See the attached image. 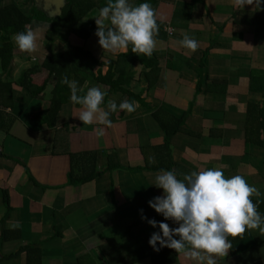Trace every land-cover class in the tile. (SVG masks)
Wrapping results in <instances>:
<instances>
[{
    "label": "crops",
    "instance_id": "0c3cea01",
    "mask_svg": "<svg viewBox=\"0 0 264 264\" xmlns=\"http://www.w3.org/2000/svg\"><path fill=\"white\" fill-rule=\"evenodd\" d=\"M154 9L157 78L141 97L144 105L135 101L138 107L131 114L119 107L110 114L111 127L84 125L75 116L82 106L70 99L62 104L55 128L34 127L28 115L49 106L57 79L39 68L46 47V52L29 55L37 58L35 62L33 57H21L18 63L15 58L22 53L15 55L10 36L16 48L12 62L17 65L8 79L3 75L1 79L11 84L12 101L11 106L0 105V264H105L101 245L103 253L115 248L134 253L150 246V235L159 231L141 219V209L149 219L178 227L148 204L163 195V189L152 184L160 172L127 170L153 167L156 162L149 163L150 156L155 161L169 156L182 173L221 168L225 178L241 175L264 194V10H256L255 3L237 9L233 0H158ZM95 32L87 40L69 41L76 39L70 44L89 51L99 63L95 70L104 75L106 63L121 53L104 52ZM182 33L198 41L197 51L181 47ZM33 65L38 71L31 74V83L43 87L37 96L17 85L20 70ZM137 65L140 78L134 82ZM147 71L139 63L133 65V93L135 87L146 89ZM95 87L107 92L103 109L109 100L118 106L122 102L120 92L101 84ZM186 111L184 131L170 136L164 149L158 123L180 118ZM63 125L68 133L64 130L55 143ZM101 127L105 134L98 137ZM69 153L75 154L72 163ZM106 154H114L120 168L108 171ZM90 169L98 176L86 183L73 182ZM14 222L20 223L18 229L10 228ZM5 229L13 236L2 240ZM231 243L218 264H264V233L248 230L245 238ZM120 262L129 263L124 257ZM132 264L151 261L145 257ZM166 264L198 261L174 250Z\"/></svg>",
    "mask_w": 264,
    "mask_h": 264
},
{
    "label": "clouds",
    "instance_id": "9594fccd",
    "mask_svg": "<svg viewBox=\"0 0 264 264\" xmlns=\"http://www.w3.org/2000/svg\"><path fill=\"white\" fill-rule=\"evenodd\" d=\"M254 3L256 10H264L261 0H233V6L237 9ZM95 23V35L104 52L126 54L131 48L137 55L151 57L156 48L154 37L158 35L157 14L149 3L134 6L128 0H107L95 16ZM182 36L183 39L179 41L181 47L190 52L197 51L198 41L187 33H182ZM42 37L41 32L25 25L24 30L16 32L11 39L20 53L32 55L37 51V40L41 42ZM61 83L69 87L71 102L82 106L75 116L84 125L96 123L111 127L109 116L118 107L127 114L138 107L135 101L127 99L119 106L114 100H109L105 110L101 105L106 91L93 86L81 96L78 92L84 89L78 88L75 80L70 81L67 76H63ZM104 134L105 128L96 130L98 137ZM149 163H155L154 157H149ZM152 184L163 189V195L149 200V206L162 214L165 220H172L179 225L172 228L164 221L149 219L143 215V209L140 210L142 220L153 228H159V231L150 235L148 241L154 251L159 252L161 248L168 247L186 258L198 261V264H218V259L226 257L232 248L229 237H241L248 230L264 233V215L258 211V205L264 199H257L255 203L252 199L264 194L254 185H249L241 175L225 178L221 168H213L193 171L185 174L183 179H178L174 170L161 169ZM19 227V222L10 225L13 230Z\"/></svg>",
    "mask_w": 264,
    "mask_h": 264
},
{
    "label": "trees",
    "instance_id": "16d2710c",
    "mask_svg": "<svg viewBox=\"0 0 264 264\" xmlns=\"http://www.w3.org/2000/svg\"><path fill=\"white\" fill-rule=\"evenodd\" d=\"M28 1L29 0H25L24 3ZM128 2L134 6L141 3H149L153 8H155L158 0H128ZM1 3L2 0H0V105L11 106L12 88L7 79L11 74V68L15 67L17 64L12 62L16 48L13 47V44L10 41V36L7 35V32L12 31V33L14 32L15 34L16 32L23 31L25 25H30L33 20L42 13L40 14L38 13L37 9L31 8L30 15H27L15 4L2 5ZM106 3L107 0H64V4L59 9V13L55 16H49L47 20L42 22V28L46 30L44 44L48 51L44 55L43 61L39 65V68L45 69L46 71L52 73L57 79V82L51 92L49 106L42 111L30 113L28 115V119L34 127L40 128L43 125H46L49 128H55L56 116L60 111L62 104L67 102L71 95L69 87L61 83V78L63 76H67L70 81L75 80L77 82L78 88H80L84 83H87L92 87L96 86L97 84H101L112 88V90L120 92L121 96L123 97L121 101L127 99L129 101H136L144 105V101L141 98V93L135 94L130 90V83L133 78L132 68L135 63H139L148 70L145 73L147 87L144 90H149V88L153 86V82L156 80L158 75V67L156 66L153 54L151 57L137 55L131 51V48H129V51L126 54L121 53L116 57L115 60H110L107 62L106 66L108 69L106 73L102 75L101 70H95V68L99 66V63L89 51L82 47L70 44L69 37L71 35L83 40L89 39L93 30L95 29V16L98 15L99 9L105 6ZM56 41H59L60 44H64V49L59 51L51 50V46ZM25 56V60H30L28 58V54H25ZM37 71L38 67H35V65L27 69H22L20 70V79L17 81V85L21 86V88H24L31 96H37L43 90L42 86H35L30 80L31 74H34ZM2 75L7 78L4 79L5 81H1ZM196 87V91L198 92L200 89V83H198ZM84 94L85 90L81 93L78 92V95L82 96ZM187 113L188 111H186L180 118L175 119L168 117L167 120H160L158 123L163 133L162 147L164 149H166L168 145V139L170 136L179 132L180 130L184 131V127L182 126L184 125L183 123ZM156 114L157 113L153 114V118H158ZM62 130L63 131L60 132L61 136L56 133L55 143L58 139L61 141L64 130L68 133V126L63 125ZM66 142L68 145V141ZM67 145L61 144V147L63 148ZM0 156H3V154L0 153ZM69 157L72 163L74 161L75 154L69 153ZM106 158L108 171L120 168L114 154H106ZM155 162L156 163L153 167H149V164V166H139L135 168H128L127 170L130 172L141 170L160 172L161 169L174 170L178 179H183L185 174L191 173L188 171L182 173V171L179 169L180 167L177 164L172 163L169 156L167 155L162 159L157 158ZM85 172L87 174L82 173V175L76 177V181L73 182L86 183L93 180L99 174L98 172H94L91 169ZM72 173L73 170H71L68 174L69 180L70 177L73 178ZM7 198V191L3 189V202L6 206H8ZM252 199L255 203L259 198L253 197ZM258 211L264 215V202L258 205ZM9 230L10 229L2 230V240L10 238L11 234L9 235ZM247 235L248 231H246L243 236L236 237L235 239L229 237V240L232 239L233 241L237 242L241 238H245ZM232 240L230 241L232 242ZM100 248L106 259L105 264H122V262H120V258L123 257L129 262H125L124 264H132L136 260L145 257L150 258L151 264H166L174 255V250L168 247H163L159 252H157L154 251L151 246H148L131 254H125L123 250L118 248L109 249L110 253H103V245H101Z\"/></svg>",
    "mask_w": 264,
    "mask_h": 264
},
{
    "label": "rangeland",
    "instance_id": "374dc122",
    "mask_svg": "<svg viewBox=\"0 0 264 264\" xmlns=\"http://www.w3.org/2000/svg\"><path fill=\"white\" fill-rule=\"evenodd\" d=\"M25 0H2V5H9V4H15L16 6H18L21 11H24L27 15H30V10L31 8H35L37 9L38 13H42L41 15L37 16L34 20H33V23L30 24V26L33 27L34 31H39L42 33V36L45 37L46 35V30L44 28H42V22L44 20H47L49 16H55L59 13V9L62 7V5L64 4V0H34V1H28L26 3H24ZM94 23H95V19H94ZM95 29H97V25L95 23ZM94 31V30H93ZM7 35L8 36H13L14 35V32L12 33V31H8L7 32ZM2 36V35H1ZM42 37V38H43ZM70 38H76V36L74 35H71ZM74 41H76V39H72ZM71 40V41H72ZM83 40V39H82ZM70 41V42H71ZM42 43H43V46H42ZM45 40L43 42V40H37V51L39 52H46L43 48H45ZM51 50H54V51H59V50H62L64 49V44H60L59 41H56L52 46H51ZM81 47H83L81 45ZM47 53V52H46ZM20 54L19 50L17 49L16 51V54L15 55H18ZM23 57V60L26 59V56L25 55H21L20 57H16L15 58V61L18 62V63H21L20 61H23V60H20V58ZM33 57V58H32ZM37 57V56H36ZM29 59H37V58H34V56H29L28 57ZM38 59L39 58V55H38ZM103 62V61H102ZM107 70V67L104 68V70ZM22 70V69H21ZM135 81H137V79L140 78V75H137L140 71V66L137 65L135 68ZM105 72V71H104ZM11 75V74H10ZM84 88V87H83ZM88 87L84 88L85 90V93L87 91ZM134 93L138 94V93H141V97L143 96V93L144 91L146 90H141V88H134L133 89Z\"/></svg>",
    "mask_w": 264,
    "mask_h": 264
}]
</instances>
